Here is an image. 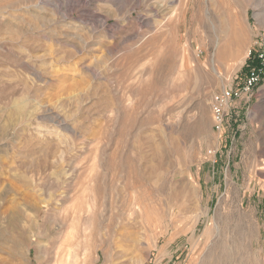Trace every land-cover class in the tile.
I'll return each mask as SVG.
<instances>
[{
    "label": "rangeland",
    "instance_id": "1",
    "mask_svg": "<svg viewBox=\"0 0 264 264\" xmlns=\"http://www.w3.org/2000/svg\"><path fill=\"white\" fill-rule=\"evenodd\" d=\"M159 1L0 0V264H264V0Z\"/></svg>",
    "mask_w": 264,
    "mask_h": 264
},
{
    "label": "built area",
    "instance_id": "2",
    "mask_svg": "<svg viewBox=\"0 0 264 264\" xmlns=\"http://www.w3.org/2000/svg\"><path fill=\"white\" fill-rule=\"evenodd\" d=\"M253 67L242 85L230 86L215 95L211 104L213 124L217 131H221L233 115L235 105L247 97L250 99L254 91L264 81V43L257 42L252 50Z\"/></svg>",
    "mask_w": 264,
    "mask_h": 264
},
{
    "label": "bare ground",
    "instance_id": "3",
    "mask_svg": "<svg viewBox=\"0 0 264 264\" xmlns=\"http://www.w3.org/2000/svg\"><path fill=\"white\" fill-rule=\"evenodd\" d=\"M170 1V0H169ZM159 2H161V3H158L157 5V8H158V10L160 11H162V8H163V6H162V4L165 2V0H161V1H159ZM167 2V1H166ZM53 3V2H52ZM171 3V2H170ZM49 4V3H48ZM165 5V4H164ZM55 6H56V8L58 7V5L55 3ZM165 7V6H164ZM167 7V6H166ZM174 8H175V5L173 6ZM58 8H60V7H58ZM41 9H43V8H41ZM165 9V8H164ZM167 9V8H166ZM60 10V9H59ZM163 12V11H162ZM168 13H170V12H168ZM92 18L93 19H96L97 18V15H94V16H92ZM14 28V27H13ZM14 30V29H13ZM17 31V30H16ZM52 32V31H51ZM45 35H46V33H45ZM48 35V34H47ZM51 35V34H50ZM52 37H53V35H52ZM50 38V37H49ZM64 44V43H63ZM62 44V45H63ZM65 45H66V43H65ZM62 125V124H61ZM63 126V125H62ZM61 234V233H60ZM17 245V244H16ZM17 247V246H16ZM19 253V252H18ZM39 258V257H38ZM64 258V257H63ZM66 259L64 260V259H61V260H64V262H58L59 264H85V262L86 261H84V262H82L81 260H80V257L77 255V254H75L74 256H73V258H70V257H65ZM60 260V261H61ZM40 262V261H39Z\"/></svg>",
    "mask_w": 264,
    "mask_h": 264
},
{
    "label": "crops",
    "instance_id": "4",
    "mask_svg": "<svg viewBox=\"0 0 264 264\" xmlns=\"http://www.w3.org/2000/svg\"><path fill=\"white\" fill-rule=\"evenodd\" d=\"M260 42L264 43V40H262V41H260Z\"/></svg>",
    "mask_w": 264,
    "mask_h": 264
}]
</instances>
